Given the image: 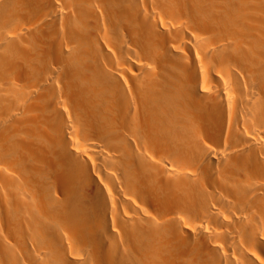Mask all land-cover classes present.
<instances>
[{
	"label": "bare ground",
	"instance_id": "bare-ground-1",
	"mask_svg": "<svg viewBox=\"0 0 264 264\" xmlns=\"http://www.w3.org/2000/svg\"><path fill=\"white\" fill-rule=\"evenodd\" d=\"M0 264H264V0H0Z\"/></svg>",
	"mask_w": 264,
	"mask_h": 264
}]
</instances>
